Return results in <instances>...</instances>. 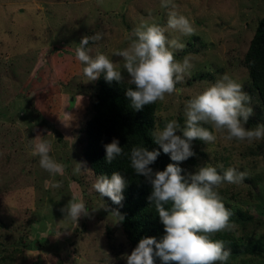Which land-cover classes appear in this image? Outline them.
<instances>
[{"label": "rangeland", "instance_id": "374dc122", "mask_svg": "<svg viewBox=\"0 0 264 264\" xmlns=\"http://www.w3.org/2000/svg\"><path fill=\"white\" fill-rule=\"evenodd\" d=\"M175 4L195 31L181 36L169 30L170 38L187 45L177 59L191 54L194 68L172 95L157 101L156 129L171 119L183 126L186 101L224 73L237 78L250 97L247 126L264 123V106L245 60L264 17V0ZM167 13L160 0H0V264H126L123 256L132 250L112 214L114 203L94 191L98 175L84 158L98 86L97 80L84 82L75 49L83 36L100 33L103 38L89 44L92 54L109 55L119 66L123 58L112 53L129 46L141 21L166 25ZM212 131L216 142L195 140L199 158L180 166L185 173L205 163L221 173L229 167L247 170L244 183L225 182L218 191L234 213L231 234L243 247L233 264H264V141H227L226 132ZM37 136L51 142L50 155L64 165L62 175L39 166L33 153L38 141L31 140ZM75 161L86 169L80 175L72 174ZM58 181L62 187H53ZM72 198L89 207L78 223L61 211Z\"/></svg>", "mask_w": 264, "mask_h": 264}, {"label": "clouds", "instance_id": "9594fccd", "mask_svg": "<svg viewBox=\"0 0 264 264\" xmlns=\"http://www.w3.org/2000/svg\"><path fill=\"white\" fill-rule=\"evenodd\" d=\"M160 6L168 9L167 24L141 21L129 46L112 53L123 58L121 65L117 66L104 53L92 54L89 44L101 40L100 33L83 36L75 49L76 59L83 65L84 82L95 81L101 74L109 83L122 82L121 69L126 70L130 77L127 83L134 86L127 88L126 97L135 111L157 101H165L176 91L178 84L191 77L194 68L191 54L182 60L177 59V53L187 45L179 38H170L169 34L172 30L181 36L194 35L191 21L176 11L175 0H160ZM177 111L174 110L173 115ZM252 115L250 97L244 85L224 73L186 101L183 126L178 119H171L163 129L153 132V141L159 145L158 149L149 150L144 146L131 149V167L151 185L149 201L155 206L165 234L159 240L142 238L130 255L124 254L126 264H155L156 258L161 260V264H229L231 249L223 240H213L210 235L236 228L231 222L234 213L225 206L218 189L225 182L233 185L244 183L248 172L229 167L221 173L217 166L205 163L193 173H185L180 164L196 156L195 140L199 139L206 145L216 142L217 135L204 126L207 124L215 131L226 132L224 139L227 141H264V123L254 128L247 126ZM31 140L38 141L33 144V153L40 157L39 166L50 175H62L64 165L50 155L51 142L40 136ZM104 148L105 161L109 165L118 157L128 155L118 138H113ZM161 149L173 163L164 170L154 171L150 165L161 155ZM84 170L83 164L75 161L72 174L80 175ZM53 187H62V182H56ZM125 187L126 181L119 171L112 172L111 176L98 175L92 185L100 198L108 197L117 205L124 200ZM169 204L171 206L166 207ZM61 211H66V218L77 223L81 216L89 215V207L83 199L72 198L66 209ZM112 214L124 220L119 210Z\"/></svg>", "mask_w": 264, "mask_h": 264}, {"label": "trees", "instance_id": "16d2710c", "mask_svg": "<svg viewBox=\"0 0 264 264\" xmlns=\"http://www.w3.org/2000/svg\"><path fill=\"white\" fill-rule=\"evenodd\" d=\"M245 60L252 84L259 92L264 106V17L259 21ZM97 86L98 90L91 103L93 114L86 123L84 158L97 175L111 176L112 172L119 171L124 177V200L121 205L114 204V209L119 210L124 217L122 220L117 216L133 251L142 238L155 237L159 240L165 234L155 206L149 201L151 185L144 176L134 172L130 161L131 149L134 146H144L149 150L159 148L153 141L158 104L156 102L146 105L143 110L135 111L131 107L130 99L126 97L127 88L134 86L125 80L109 83L101 74L97 79ZM204 126L212 131L210 125ZM113 138L119 139L120 146L128 155L118 157L109 165L105 161L104 145L111 143ZM193 145L196 156L184 161L185 163L195 164L199 158L196 141ZM160 151L161 155L150 165L154 171L164 170L169 163H173L162 149ZM170 206L171 204L166 207ZM210 235L213 240H223L225 246L231 249L229 264H233L232 259L236 257V253H241L243 247H240L231 231ZM155 264H161V260L156 258Z\"/></svg>", "mask_w": 264, "mask_h": 264}]
</instances>
